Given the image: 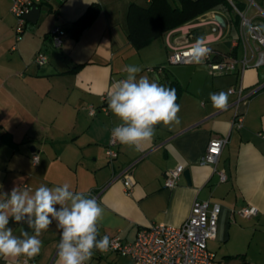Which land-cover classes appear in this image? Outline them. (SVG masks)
Segmentation results:
<instances>
[{
    "label": "crops",
    "instance_id": "crops-1",
    "mask_svg": "<svg viewBox=\"0 0 264 264\" xmlns=\"http://www.w3.org/2000/svg\"><path fill=\"white\" fill-rule=\"evenodd\" d=\"M233 1L264 32V0H253L256 6L248 0ZM149 2L46 0L37 21L26 20L16 40L10 0H0V200L14 187L34 191L42 184L67 183L71 190L95 198L103 209L97 238L118 235L123 241L134 240L141 228L152 224L181 225L194 199L209 200L218 219L216 236L207 245L220 256L219 264H264V136L259 135L264 133V65L243 70L239 64L233 72L215 73L205 61L169 64L166 36L172 33V41L180 33L184 37L174 43L189 47L203 37L210 50L236 59L252 49L255 54L259 47L253 41L247 46L238 42L235 12L231 15L219 7L136 47L128 38V9L132 3ZM90 7L95 16L73 36L68 28ZM216 14L224 25L212 22ZM55 26L65 29L60 47L52 41ZM231 29L232 38L221 47ZM37 53H44L47 62L34 63ZM127 65L141 67L137 79L147 76L176 89L180 123L156 125L153 139L139 151L118 142L114 146L118 155L110 160L106 154L110 132L122 122L102 96L113 81L126 78ZM241 85L244 98L238 100L228 89ZM220 92L227 94L224 110L213 107L210 99L211 93ZM236 115L242 117L241 128L232 125ZM224 136L228 141L216 170L200 164L210 139ZM34 153L39 156L36 165ZM177 165L184 167L181 176L174 186H165ZM219 171L226 180L220 179ZM127 177L133 184L129 192L123 184ZM248 204L256 206L257 213L240 216L237 211ZM9 227L17 236L22 229L34 234L27 224L10 222ZM39 239L42 248L34 258L0 256V264H56L60 241L56 223ZM120 257L134 264L132 257L116 251H94L87 264H119Z\"/></svg>",
    "mask_w": 264,
    "mask_h": 264
},
{
    "label": "clouds",
    "instance_id": "clouds-1",
    "mask_svg": "<svg viewBox=\"0 0 264 264\" xmlns=\"http://www.w3.org/2000/svg\"><path fill=\"white\" fill-rule=\"evenodd\" d=\"M204 38L197 37L185 53L191 62L203 64L210 55ZM123 71L126 78L114 81L107 92L108 108L122 122L112 129V137L121 145L141 150L144 143L155 135V126L179 125L180 105L176 103L175 88L150 81L137 74L140 66L127 65ZM213 107L227 108V94L211 93ZM201 105L203 101H199ZM0 200V256L34 258L42 248L39 239L53 222L59 230L56 264H87L94 251L106 253L110 240L99 236L98 223L103 209L95 198L84 191H73L70 185L48 187L40 185L34 191L14 187ZM10 222L27 224L34 234L22 229L14 235Z\"/></svg>",
    "mask_w": 264,
    "mask_h": 264
},
{
    "label": "built area",
    "instance_id": "built-area-1",
    "mask_svg": "<svg viewBox=\"0 0 264 264\" xmlns=\"http://www.w3.org/2000/svg\"><path fill=\"white\" fill-rule=\"evenodd\" d=\"M46 0H10V14L14 18V36L16 40L21 38L26 25L25 15L33 6H40ZM151 1V0H148ZM232 10L239 18L238 23V42H242L245 46L250 41L256 43L259 49H252L248 54L245 53L241 59L227 57L226 55L216 56L215 52L210 51V55L205 59L212 72L223 73L233 72L240 64L241 69L249 67H260L264 65V32L259 26L253 24L246 12L239 9L233 0H228ZM250 5L256 6L253 0H248ZM212 22L220 25L216 18H212ZM179 30V29H176ZM186 30H184V33ZM65 34V29L60 26H55L51 30L52 41L55 47H60L62 37ZM172 33L166 36V46L168 48V61L174 64L190 63V57L185 53L190 50L189 46H182L170 40ZM236 45L237 40L233 41ZM207 47V46H206ZM208 48V47H207ZM47 62V56L44 53H37L34 57V63L42 65ZM117 81V80H116ZM114 82V81H113ZM229 93H236L238 100H242L243 87H232L228 89ZM104 101L107 100V93L102 96ZM105 108V106H103ZM89 113L94 114L95 109L89 106ZM119 125V124H118ZM116 125V126H118ZM232 125L241 128L242 117L236 115L232 120ZM114 126V127H116ZM113 127V128H114ZM112 128V129H113ZM112 129L110 139L106 148V154L110 160L117 157L118 152L115 145L118 141L112 137ZM264 136V133H259ZM228 139L224 137H214L210 139L206 150L200 159V164L212 165L216 170L218 159L222 149ZM39 159L38 154L32 155V163L37 164ZM184 170L183 165H177L172 169L165 181V186L172 187L176 184L178 178ZM219 176L222 181L226 180V174L219 171ZM127 192L131 190L132 181L127 177L123 181ZM22 187L28 188L27 184H22ZM12 189L9 190L10 193ZM256 206L248 204L242 206L237 213L245 218H249L257 213ZM218 214L209 200L194 199L190 213L187 219L178 226L167 225L165 223L152 224L149 227L141 228L135 239L132 241H123L120 236H112L108 251H116L122 255L132 257L134 264H219L215 254L209 250L208 241L215 238L217 232ZM26 261V259H23Z\"/></svg>",
    "mask_w": 264,
    "mask_h": 264
},
{
    "label": "trees",
    "instance_id": "trees-1",
    "mask_svg": "<svg viewBox=\"0 0 264 264\" xmlns=\"http://www.w3.org/2000/svg\"><path fill=\"white\" fill-rule=\"evenodd\" d=\"M240 9V6L235 3ZM219 7L229 14H233L228 0H151L147 6H139L132 3L128 9V38L136 47H141L153 39L162 37L164 31L178 27L196 16ZM95 9L90 7L70 30L73 36H77L95 16ZM239 18L233 14V23L236 25ZM215 50H213L214 52ZM215 55H224L216 52ZM226 55V54H225Z\"/></svg>",
    "mask_w": 264,
    "mask_h": 264
},
{
    "label": "water",
    "instance_id": "water-1",
    "mask_svg": "<svg viewBox=\"0 0 264 264\" xmlns=\"http://www.w3.org/2000/svg\"><path fill=\"white\" fill-rule=\"evenodd\" d=\"M40 12H41L40 6H33L31 10L25 15V18L27 21L35 23L40 15ZM215 18L221 25H224V19L221 15L216 14ZM184 174H187V179H188V173L185 171Z\"/></svg>",
    "mask_w": 264,
    "mask_h": 264
},
{
    "label": "rangeland",
    "instance_id": "rangeland-1",
    "mask_svg": "<svg viewBox=\"0 0 264 264\" xmlns=\"http://www.w3.org/2000/svg\"><path fill=\"white\" fill-rule=\"evenodd\" d=\"M171 1H173V0H171ZM141 3H144V1H142ZM226 17H228V15L227 14H224ZM234 30L233 29H231V34H229L228 36H225V39H223L224 41H221L219 44H220V46L222 47V42H225V40H230V38H232V36H233V34H234V32H233ZM184 36L183 35H181L180 33H177V34H174L173 36H172V41L173 42H175V39H182ZM158 41L159 42H162L161 41V39H158ZM164 43H165V41H164ZM168 59V58H167ZM168 61V60H167ZM168 63L169 64H174V63H170L169 61H168ZM220 256L219 255H217L216 256V258H217V260L219 259H221V258H219ZM119 261H120V263L119 264H130V261H129V259L128 258H125V257H120L119 258Z\"/></svg>",
    "mask_w": 264,
    "mask_h": 264
}]
</instances>
